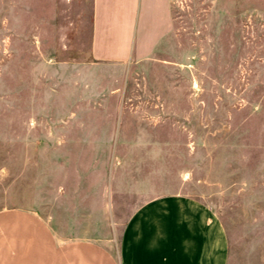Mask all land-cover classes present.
Returning a JSON list of instances; mask_svg holds the SVG:
<instances>
[{
  "label": "rangeland",
  "instance_id": "obj_1",
  "mask_svg": "<svg viewBox=\"0 0 264 264\" xmlns=\"http://www.w3.org/2000/svg\"><path fill=\"white\" fill-rule=\"evenodd\" d=\"M167 1L120 65L92 56L93 0H0V210L117 252L141 204L187 195L228 264H264V0Z\"/></svg>",
  "mask_w": 264,
  "mask_h": 264
},
{
  "label": "crops",
  "instance_id": "obj_2",
  "mask_svg": "<svg viewBox=\"0 0 264 264\" xmlns=\"http://www.w3.org/2000/svg\"><path fill=\"white\" fill-rule=\"evenodd\" d=\"M92 56L127 63L140 12L146 21L167 0H93ZM225 228L206 203L182 194L150 199L128 217L114 250L94 237L63 238L33 211L0 210V264H228Z\"/></svg>",
  "mask_w": 264,
  "mask_h": 264
}]
</instances>
